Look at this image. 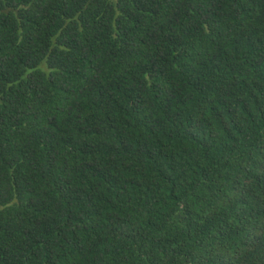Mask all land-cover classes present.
<instances>
[{
    "label": "trees",
    "instance_id": "1",
    "mask_svg": "<svg viewBox=\"0 0 264 264\" xmlns=\"http://www.w3.org/2000/svg\"><path fill=\"white\" fill-rule=\"evenodd\" d=\"M0 264H264V0H0Z\"/></svg>",
    "mask_w": 264,
    "mask_h": 264
}]
</instances>
